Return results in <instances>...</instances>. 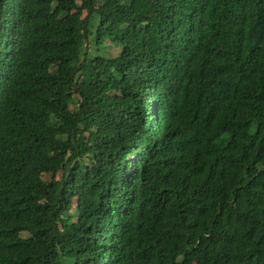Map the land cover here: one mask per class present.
Returning a JSON list of instances; mask_svg holds the SVG:
<instances>
[{
  "label": "trees",
  "instance_id": "trees-1",
  "mask_svg": "<svg viewBox=\"0 0 264 264\" xmlns=\"http://www.w3.org/2000/svg\"><path fill=\"white\" fill-rule=\"evenodd\" d=\"M0 264H264V0H0Z\"/></svg>",
  "mask_w": 264,
  "mask_h": 264
},
{
  "label": "rangeland",
  "instance_id": "rangeland-1",
  "mask_svg": "<svg viewBox=\"0 0 264 264\" xmlns=\"http://www.w3.org/2000/svg\"><path fill=\"white\" fill-rule=\"evenodd\" d=\"M107 47V46H106ZM116 48H112V47H110V48H106L105 49V51L108 53V55H111V56H113L115 53H116ZM106 54V53H105Z\"/></svg>",
  "mask_w": 264,
  "mask_h": 264
}]
</instances>
